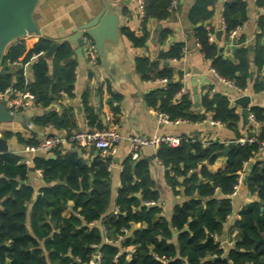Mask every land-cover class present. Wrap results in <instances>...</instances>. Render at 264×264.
Masks as SVG:
<instances>
[{
    "label": "trees",
    "instance_id": "16d2710c",
    "mask_svg": "<svg viewBox=\"0 0 264 264\" xmlns=\"http://www.w3.org/2000/svg\"><path fill=\"white\" fill-rule=\"evenodd\" d=\"M144 17L142 33L137 34L130 28L123 32L137 47L146 45L150 31L147 23L152 20H166L172 12L169 0H143ZM217 0H196L189 11L195 36L200 50L211 61L212 68L221 78L234 82L240 90H246L252 81L253 90H264V76L251 78L252 64L264 69V15L260 16V32L257 34L254 53L251 56L249 47H237L233 56H226L224 48L209 38L205 22L211 15L209 4ZM264 7V0H257ZM223 17L226 23L224 39L236 44L243 43L245 36H233L232 32L246 19L243 0H226ZM171 30L161 29L158 42L164 43ZM52 40L46 37L36 39L34 48L23 61L20 58L26 51L23 40L10 44L4 58L17 66L14 72L0 71V91L14 95V90L31 91L37 105L49 106L61 96V91L70 92L74 86L78 61L73 57L74 50L69 43L62 44L52 58L53 70L49 74L47 61L43 53L49 48ZM183 42L161 49L154 57H137L138 70L142 78L157 80L167 78L166 85L152 90L148 99L160 111L169 113L173 119L202 121L212 113L216 121L237 128L240 116L231 104V97L221 93L213 96L206 92L201 98L203 112L193 109L191 92L186 90L178 96L183 84L175 79V69L171 64L173 58L183 56ZM43 52V53H42ZM38 59L31 64L34 80L29 82L23 64L30 62L33 55ZM23 63L22 66L15 64ZM168 64H165V62ZM12 89V90H11ZM121 96L111 92V105L114 114L119 111L115 102ZM251 111L257 120L263 122L253 142L241 144L238 134L234 146L227 153V167L217 173L208 170L205 162H213L216 152L227 147L224 143H211L208 149L195 142L192 146L196 152L191 153V143L183 139L178 146L163 144L159 147L157 157L163 164L171 167L173 175L169 182L174 185L183 177L187 199L174 208L172 220L160 215L162 208L158 205L160 193L150 173L151 159H127L121 173L122 186L115 196L118 211L105 214L114 197L112 189V172L109 168L110 157L96 156L91 163H86L76 152L62 154L60 146L52 149L56 155L36 156V168L42 171L43 179L48 184L42 189L30 210L34 189L22 183L28 176V165L20 162L19 155L0 153V264H85L90 263L98 248L103 255L101 264H264V212L261 202L264 201V159L258 155L264 143V107L252 106ZM38 126H55L71 129L72 123L65 113L52 111L35 116ZM103 127V123L97 128ZM24 140L27 144H37L39 137ZM186 156V158H185ZM254 160L249 173L247 186L257 199L240 212V221L235 225V244L227 253L220 247L215 235H221L224 223L233 211L232 193L245 164ZM202 181L199 182V179ZM73 200L74 213L65 217L62 212ZM155 204H151V203ZM157 203V204H156ZM44 220L45 231L34 236L28 228V220ZM103 223V229L96 224ZM146 227L136 228L135 223ZM178 230L179 249L173 247V231ZM47 237L42 245L41 240ZM105 238L111 241H105ZM130 255L129 261L127 256ZM212 257H217L212 259Z\"/></svg>",
    "mask_w": 264,
    "mask_h": 264
},
{
    "label": "crops",
    "instance_id": "0c3cea01",
    "mask_svg": "<svg viewBox=\"0 0 264 264\" xmlns=\"http://www.w3.org/2000/svg\"><path fill=\"white\" fill-rule=\"evenodd\" d=\"M110 1L113 6L121 12L120 45L117 48H108L111 67L116 68L114 77L102 66L101 59L98 65H92L88 62L86 56L84 59L78 60L73 54V57L78 61V65L75 69L76 78L72 90L70 92L65 90L61 91V96L54 100L49 106L44 107L42 105H37L34 101L31 107L22 109L19 112L30 114V120L32 121L35 116L52 111H56L60 114L65 113L72 123V128L59 129L52 125L43 127L35 124L32 129H27L25 127V121H4L0 123V137H4L7 140L9 145L8 152L19 155L21 158L20 162H23V159L31 158L32 154L25 151L27 143L22 139L30 137L29 135L32 132H36L40 139L44 135L62 136L69 135L73 131L96 128L100 125V122L102 124L105 113L113 112L109 103L111 92L118 94L121 96V101L115 102V104L119 106V111L117 114H114V112L113 114L116 127L123 135V139L117 144L116 149L108 156L111 159L109 168L112 172V189L114 190V197L105 216L109 212L115 211L117 208V206H115V196L118 189L122 186L121 173L124 169L125 161L127 159L137 161L138 159L148 158L151 159L149 161L151 176L160 193V200L158 202V205L162 208L160 215L164 216L168 221H171L176 205L182 204L187 199L182 185L184 178H179L178 183L174 185L169 182V175H173L174 173L171 167L163 164L161 159L157 157L159 148L145 146L141 150L140 157L138 159H132L130 156V142L128 137L134 134L142 136L172 134L189 140L191 143L190 152L195 153L196 150L192 146L195 142L201 143L205 149H208L211 143H224L228 146V144L236 141L238 134H241V138L249 133L257 132L259 128L256 126L254 127L251 121L247 124L244 123L242 116L243 107L239 104H233L234 99L238 95L243 94L240 93L234 85L221 79V76L212 68L211 61L206 58L200 50L193 24L189 19V11L196 0H181L178 8L172 12V15L166 20H150L147 23L150 37L143 47L135 46L123 32V28L128 27L137 34L142 33L143 18L140 15L138 0ZM225 1L226 0L221 2L217 0L216 3L209 4L208 9L211 11V15L205 22V27L209 30V33L214 35V40L224 48L223 52L226 56L232 57L236 48L240 46L249 47L252 56L256 37L260 32L259 19L260 16L264 15V7L259 5L257 0H243L245 2L246 19L236 28L237 32L234 36H245V41L236 44L234 43V38L229 42L224 39L225 28H223V11ZM102 6L103 0H43L37 8L41 37L51 39L52 42L55 39L64 37L74 26L93 17ZM159 26L161 27L158 30ZM164 28L170 29L171 34L165 42L161 44L158 42V35L160 30ZM219 30H222V34L218 38L217 33ZM155 31L158 32L157 36L154 38L153 33ZM37 36L36 34L25 35L15 40H23L26 46V51L20 58L21 61H23L26 55L34 48ZM177 42H183L185 44L183 56L177 60L172 59L171 64L175 69V79H179V71H183L181 81L185 91L188 90L191 92L194 103L193 109L196 112H203L201 98L206 92L210 93L211 96H213L214 93L228 95L231 97V104L235 107L236 113L240 116L237 128H230L223 122L211 123L210 120H214L212 118V113H208L206 119L196 122L182 120L179 123H164L159 120L156 113L159 109L149 102L148 95L152 90L162 84L157 82V80L152 81L142 78L138 70L137 57H154L161 49H167L170 45ZM8 47L5 54L7 53ZM251 47L253 48L252 50ZM54 54L55 52L52 56L45 57L49 74H51L53 70L52 58ZM38 56V54H34L31 61L25 64L21 63V61L15 63H18V66L19 64H23L29 82L34 80L31 64L38 59ZM8 65L14 67L15 70L18 68L9 62ZM2 70H4L3 67L0 71ZM251 70V78H254L258 74L264 76V69L259 71L255 64H252ZM195 78V85L198 88L199 95V105L197 107L195 106L193 92V81ZM19 91L20 90L16 89L14 93ZM246 91L247 95L252 97V102L249 104L250 109L255 105L264 107V90L255 92L251 81ZM60 150L63 155L76 152L86 163H91L96 156L102 155L96 148L93 150L91 147L85 149L70 142L62 144ZM224 150L225 149L216 152V158L213 162H205L208 170L212 173H217L227 167L228 156L224 153ZM46 155H50L51 157L54 155L52 158L56 157L52 150L48 153H39L37 156ZM258 157L264 159V148L261 149ZM252 162L255 161L251 160L245 164L243 183L238 193L233 196L229 194L233 204V211L224 223L223 233L221 235H215V239L220 243V247L225 250V253L234 247L235 225L240 221V212L246 210L249 205L257 199V195L249 191L246 182V176H249L251 171H248V167ZM27 165L28 176L23 183L31 185L34 189L33 199L29 203L31 210L33 202L42 194V189L47 187L48 184L43 179V176L39 175V169L36 168L35 163H29ZM73 206V200H69L68 207L62 212V215L70 217L72 213H74ZM43 224L44 220L40 218L31 219L29 217L28 228L34 236L40 235L45 231ZM96 225L101 229L104 228L102 221L98 222ZM145 227L143 223L139 222L135 223L132 229H126L125 232L126 234H131L134 229H143ZM178 233V230H174L171 240V244L177 249H179ZM46 239L47 237L45 236L42 238V245ZM105 241H108V239L105 238ZM129 259L130 255L127 256L128 261ZM167 262L168 261H166L165 264H167Z\"/></svg>",
    "mask_w": 264,
    "mask_h": 264
},
{
    "label": "water",
    "instance_id": "95a60500",
    "mask_svg": "<svg viewBox=\"0 0 264 264\" xmlns=\"http://www.w3.org/2000/svg\"><path fill=\"white\" fill-rule=\"evenodd\" d=\"M43 0H0V69L3 67L5 72L15 71L14 67L4 65L5 51L7 47L16 39L25 35H38L41 37V28L38 23L37 8ZM223 2L224 0H220ZM121 12L117 10L110 0H103V6L101 9L89 20L79 23L74 26L67 35L64 37L53 40L47 51L43 53L44 57H50L55 50L60 48L62 44L69 43L74 50V55L78 60L85 58L84 53V35H90L96 45L97 53L101 59V64L105 70L114 77L115 67H111L109 60L108 48H117L120 45L121 40ZM161 26L158 27V30ZM157 32L153 33L154 38L157 36ZM222 30L217 33L218 38L221 36ZM236 43V38H234ZM253 48L251 47V50ZM165 64H168L166 61ZM19 66H22L19 64ZM113 72V73H112ZM194 87V100L195 106L199 105L198 88L196 84V78L193 81ZM252 102L250 95H238L233 104H239L243 107L242 116L244 123H249L250 107ZM8 99L4 98L0 101V123L4 121H25V127L32 129L35 126L34 121L30 120V114L28 113H12L7 107ZM234 146V143L228 144L224 153H228L229 149ZM94 145L91 146L93 150ZM9 151V145L4 137H0V153ZM54 157V155L52 156ZM186 158V156H185ZM254 162L250 163L248 171L251 170ZM248 175L246 176V182ZM202 178L199 179V184ZM24 182L23 180L21 181ZM261 212H264V201L261 202ZM99 248L96 254L99 252ZM217 257H212L216 259Z\"/></svg>",
    "mask_w": 264,
    "mask_h": 264
},
{
    "label": "built area",
    "instance_id": "2783aa9c",
    "mask_svg": "<svg viewBox=\"0 0 264 264\" xmlns=\"http://www.w3.org/2000/svg\"><path fill=\"white\" fill-rule=\"evenodd\" d=\"M181 0H169V10L174 12L180 3ZM140 6V15L144 17V1L138 0ZM223 28H226L225 20L223 19ZM237 30L232 32L234 36ZM210 40H214V35L209 33ZM84 53L88 60V62L92 65H98L100 62V57L97 53L96 45L93 38L90 35H84ZM177 60V58H173ZM223 81L234 85L236 88L237 86L234 82L225 80L221 78ZM157 82L161 83L162 85H166L168 82L167 78L157 79ZM240 93L243 95H247L246 90H240L237 88ZM185 91V88L182 87L181 91L177 94L180 95L182 92ZM8 99L7 107L12 113H19L22 109L29 108L33 105L35 101V95L31 91H19L16 92L14 95H9L5 92H0V101L2 99ZM157 116L161 122L164 123H179L183 119H173L169 113L157 110ZM211 123H220V121L210 120ZM249 121H251L254 127H260L263 122L257 120V116L250 110L249 114ZM103 127L101 128H91L86 130L80 131H73L69 135H44L40 138L37 144H27L25 147V151L32 154L31 158L23 159V162L26 164L34 163V158L42 152L48 153L55 147L61 146L65 142H70L74 145H78L81 148H88L94 145L96 149H98L103 157H108L115 149L117 144L123 139V135L117 129L116 123L114 121V114L113 112H107L103 118ZM33 137L31 133L29 135ZM184 137H179L172 134H163V135H152V136H142L138 134H134L128 137L130 142V156L132 159H138L141 155V150L145 146H150L154 148H159L163 144H168L171 146H178ZM256 140L255 136L246 135L238 139L241 144H245L246 142H253ZM264 148V143L262 148ZM39 175L43 176L41 170H38ZM243 183V172H240L238 176V181L233 187L231 196L238 193L241 184ZM153 203V202H152ZM151 203V204H152ZM118 208L115 209L114 212H117ZM108 241H111L108 239ZM103 255L99 251L97 254L95 253L94 258L90 263L85 264H101L102 263Z\"/></svg>",
    "mask_w": 264,
    "mask_h": 264
}]
</instances>
